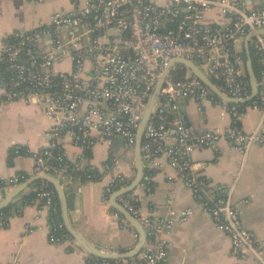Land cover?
Here are the masks:
<instances>
[{
  "label": "built area",
  "instance_id": "2783aa9c",
  "mask_svg": "<svg viewBox=\"0 0 264 264\" xmlns=\"http://www.w3.org/2000/svg\"><path fill=\"white\" fill-rule=\"evenodd\" d=\"M211 10L224 21L206 20ZM258 28H264V5L248 8L243 0H86L71 10L54 11L48 24L6 36L0 45V88L6 101L33 100L52 120L48 146L33 154L32 176L50 173L61 178L67 174L72 164L62 162L66 157L57 144L65 134L83 150L97 142L111 144L117 137L123 139L127 150H134L147 99L174 57L194 61L225 95L248 96L243 39ZM48 36L51 40L46 42ZM250 44L259 54L257 93L249 105L260 112L256 126L245 130L241 125L244 109L218 97L188 68L183 77L172 78L173 64L146 124L141 157L146 170L159 166L160 157L167 158L210 211L216 227L229 237L232 254L264 264V245L244 226L232 201V187L209 186L190 160L194 150L215 149L224 139L243 154L253 145L264 146V35L256 34ZM66 58L72 62L71 69L55 70ZM184 98L221 104L230 113L231 122L225 128L197 131L180 112ZM52 158L61 162L52 164ZM116 167L119 169L117 161ZM27 178L26 173L0 178V188L10 189ZM126 178L122 172L110 178L104 189L106 203L110 204L116 183L119 188L128 184ZM31 185L35 199L48 209L49 241L74 240L63 232V221L51 217L57 208L54 192L42 184ZM117 200L143 225L147 239L131 258H101L95 264H164L168 247L165 233L174 223L186 221L191 208H169L161 216L144 215L133 192ZM113 210L124 226L132 227ZM8 220L0 211V227L7 226ZM138 237L134 229L136 243Z\"/></svg>",
  "mask_w": 264,
  "mask_h": 264
},
{
  "label": "crops",
  "instance_id": "0c3cea01",
  "mask_svg": "<svg viewBox=\"0 0 264 264\" xmlns=\"http://www.w3.org/2000/svg\"><path fill=\"white\" fill-rule=\"evenodd\" d=\"M86 0H0V45L15 32H25L39 24H48L57 10H71ZM163 3L164 0H152ZM248 8L264 5V0H243ZM206 20L221 23L224 18L216 10L206 13ZM51 37L46 38L49 42ZM66 58L55 70H70ZM180 112L197 131L225 128L231 115L221 104L211 100L184 98ZM260 119L257 109L246 106L241 125L252 130ZM52 120L35 101L22 99L6 101L0 88V178L19 173L32 176L33 154L48 146L47 131ZM67 160L76 169L93 168L101 176L84 180L79 174H66L60 180L75 193V208L69 218L86 240L105 251H128L135 245L134 228L124 226L113 207L104 200V189L117 172L133 178L136 172L134 150L124 147L123 139L111 144L95 143L90 153L75 144L67 134L57 143ZM194 171L211 187H232V201L244 226L264 245V146L253 145L246 154L224 139L217 148H198L190 154ZM116 161L119 169L116 167ZM160 165L145 172L143 181L134 190L144 215L161 216L169 208H191L192 214L182 223L170 226L167 240V260L164 264H261L251 257L241 258L231 252L229 237L219 230L209 210L193 194L191 188L170 166L164 156ZM108 163L106 169L104 165ZM148 171V170H147ZM150 186V191L147 190ZM32 185L24 188L13 201L15 212L8 225L0 227V264H89V253L75 240L50 242L48 209L40 199L23 204ZM11 189V188H10ZM0 188V200L10 190ZM61 212V210H60ZM62 218V212H61Z\"/></svg>",
  "mask_w": 264,
  "mask_h": 264
},
{
  "label": "water",
  "instance_id": "95a60500",
  "mask_svg": "<svg viewBox=\"0 0 264 264\" xmlns=\"http://www.w3.org/2000/svg\"><path fill=\"white\" fill-rule=\"evenodd\" d=\"M264 35V28H258L256 30H250L246 33L243 44L244 52L246 54V70L249 77L250 83V93L248 96L243 98H233L225 95L214 82L201 70V68L192 60L174 57L170 60L167 68L164 70L163 74L157 79L152 91L147 99L146 107L143 114L139 120L137 131H136V141L134 145V156H135V166L136 172L132 180L115 190L110 196V205L115 208L119 213H121L126 220L132 225V227L138 232V241L136 245L128 251H105L101 250L95 245L91 244L86 238L80 234L69 218V209L75 208L74 197L75 193L69 191V184H64L57 176L50 173L36 174L30 176L26 180L18 183L12 187L0 200V209L13 203L17 195L26 187L30 186L33 182L39 179L46 180L50 182L55 188L57 198L59 201L60 210L62 212V221L66 230L69 232L70 236L75 240V242L83 247L90 255L98 258L104 259H127L138 254V252L143 247L147 234L143 225L137 220L126 208H124L117 200V198L134 190L139 184L145 179V164L141 157V144L143 140V133L146 124L150 118L151 111L160 95L161 88L164 84V80L169 72L170 66L173 64H182L190 70V72L196 75L201 81L218 97L229 102V103H244L252 100L257 93V75L253 67L252 58L250 56V40L256 35ZM77 208V206H76Z\"/></svg>",
  "mask_w": 264,
  "mask_h": 264
},
{
  "label": "trees",
  "instance_id": "16d2710c",
  "mask_svg": "<svg viewBox=\"0 0 264 264\" xmlns=\"http://www.w3.org/2000/svg\"><path fill=\"white\" fill-rule=\"evenodd\" d=\"M243 56L246 58L245 52H243ZM250 56L252 58V63H253L254 70H255V72L257 74L258 71H259V63H258L259 54L257 53V51L253 48V46L251 44H250ZM185 73H186L185 66H183L182 64H175L174 67L170 71V76L176 80V79H179V78L183 77L185 75ZM244 79L247 82V87H248V90H249L250 89V85H249V77H248V74H247V70L245 72ZM214 97L217 98L215 95H214ZM251 103H252V100H250L248 102H244V103H238V107H239L240 110H243V109H245L246 106H249ZM85 151L87 153H90V149H86ZM58 152L59 151L54 150L55 154H57ZM51 162H52V164H59L61 161H58L57 159L52 158ZM62 162H69V161L65 158V159H63ZM146 172L150 173L149 170L148 171L146 170ZM67 174H79L84 180H89V179L96 180V179H99L100 176H101V174L95 169L91 170L88 167L86 169H82V170L79 169L78 170L73 165H70V167H69V169L67 171ZM87 174H91L93 176L88 178L86 176ZM131 180H132L131 177H127L126 180H125V183H129ZM143 181L145 182V179ZM33 184H42L45 188L50 189V190H52L54 192V199L57 202V208H56L55 211H53L51 213V217L53 219L62 220L61 212H60V206H59V201H58L57 194H56V191H55V188L53 187V185L50 182H48L46 180H43V179L36 180L35 182H33ZM0 186H1V183H0ZM119 186H120V184L116 183L113 188L114 189H118ZM131 192H133V191H130V193ZM34 198H35V193L31 192L30 194L25 195L22 198L21 201H23L22 202L23 204H27V203H31L32 199H34ZM135 203H136V205H139L138 200H136ZM0 211L3 213V215L5 217H10L15 212V209L13 207V204H10V205L0 209ZM63 232L68 234V235H70L69 232L66 229H64ZM99 261H101V258L95 257L93 255H89V258H88L89 264H95L96 262H99Z\"/></svg>",
  "mask_w": 264,
  "mask_h": 264
}]
</instances>
